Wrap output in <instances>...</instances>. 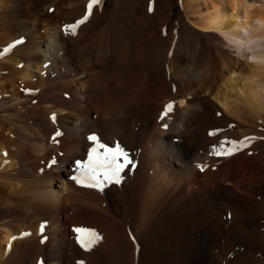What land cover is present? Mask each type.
Here are the masks:
<instances>
[{
    "label": "bare ground",
    "instance_id": "6f19581e",
    "mask_svg": "<svg viewBox=\"0 0 264 264\" xmlns=\"http://www.w3.org/2000/svg\"><path fill=\"white\" fill-rule=\"evenodd\" d=\"M88 2L0 0V52L25 40L0 65V264H264V0H181L165 36L166 0H100L66 32ZM97 145L132 161L103 190L75 163Z\"/></svg>",
    "mask_w": 264,
    "mask_h": 264
},
{
    "label": "snow or ice",
    "instance_id": "6c2138e0",
    "mask_svg": "<svg viewBox=\"0 0 264 264\" xmlns=\"http://www.w3.org/2000/svg\"><path fill=\"white\" fill-rule=\"evenodd\" d=\"M100 0H89L86 10L84 13V16L82 19L77 20L74 24L71 25H65V31L67 32L69 29L72 30L71 34H75V29L78 25L83 24L85 21L88 20L89 16L92 14V9L95 4H98ZM151 10V9H150ZM16 44H20L21 40L15 41ZM11 47V46H9ZM9 49L5 48L4 51L7 52ZM172 52H169V55H172ZM31 91V90H27ZM174 107V102H169L164 106V111L160 114V119L164 120L165 117L172 111ZM163 127L167 128L166 124L162 125ZM215 133L210 132L209 135H214ZM61 133L57 131L55 133V137H59ZM89 140L95 141L96 137L94 135L88 137ZM251 137H245L243 140L236 141L231 140L227 141V143L232 147L231 151H217L212 154L215 155H225L230 156L233 154L234 151H238L239 148L236 147L237 145H246V141H250ZM226 141L221 140L220 146L223 148ZM97 148H102L103 153L97 154ZM97 148H92L89 150L88 153V160L85 162L82 161H76V165L78 168L80 167H86L89 174L90 179L92 183H90L88 186L93 188H99L100 190H103L105 183H116L119 184L121 180V172L124 171L125 168H128L132 166V161L128 158L127 153H125L122 149L119 147L116 148H108L105 145H97ZM198 167H201L198 165ZM201 171H203V167H201ZM76 183H80V180L78 177H71ZM43 228V225L41 226ZM75 231L78 233L77 235V241L80 243V245L83 248L90 249L93 247L97 241L101 239V237L91 229H82L77 228ZM84 234V235H79ZM22 235H27V233H23ZM16 237L13 236L11 240H15ZM78 264H83V262H78Z\"/></svg>",
    "mask_w": 264,
    "mask_h": 264
},
{
    "label": "rangeland",
    "instance_id": "374dc122",
    "mask_svg": "<svg viewBox=\"0 0 264 264\" xmlns=\"http://www.w3.org/2000/svg\"><path fill=\"white\" fill-rule=\"evenodd\" d=\"M124 1L125 0H101V5H99L100 7L99 6L98 7L100 9H103L104 11L106 10L107 13H108L109 11H111L113 8L116 7V4L118 2L123 3ZM153 1H156V0H153ZM166 1L170 5V7L169 8H165L163 10V12H162L163 14H165L164 18L167 21V24H166V29L167 30L164 31V33H163L164 36H165V34H168L167 32L173 27V25L177 24V22H179V18H181V16H183L182 11H181V0H166ZM44 4L48 5L47 6L48 12L49 13H53L56 10L57 6H62L65 3H63V2L61 3V1H60L59 5L57 4V6H56V4L53 3V1H52V3H51V1H45ZM43 8L46 10L45 7H43ZM182 20H184L185 22H188L184 17L182 18ZM61 22L64 23V20H62ZM183 28H185L184 24L177 26V29L180 31L179 35L182 34ZM10 37H12V35ZM17 40H21V39L20 38H18V39L16 38L15 40H12L11 43L7 44V42H5V44L2 45V51L0 52V65L3 62V59H7L8 57H10L12 55V49H14L18 45H21L25 41L24 39H22L20 44H16L15 41H17ZM9 46H11V47H9ZM5 48H8L9 50L7 52H5L4 51ZM16 64L14 63V65H12V66H17L18 68H22V66H24L25 63L24 62H21V63L18 62V64L17 65ZM4 71L2 70V75H5L4 77H6L7 76L6 70H4ZM0 81L4 82V79L0 77ZM16 83L19 84V81H17ZM9 86L10 85L8 83L7 87H9ZM0 89H1V86H0ZM252 126L256 127L255 123H253ZM253 132H254V137H256V136H258V138H260V136L264 137V129L262 127L256 128V130L253 131ZM115 202L118 203L117 200H115ZM122 205L123 204H119V206L121 208H123ZM254 250L255 249L252 246H250V245L237 244L232 249V252L228 253L226 258L222 262L220 260V264H234L235 260L237 258H239L241 255H244V254H247V253H250V252L251 253L252 252L255 253ZM241 258L237 259V260L240 261L239 264H255V261H256V260L251 261L253 259L250 258V260H249V258L246 257V256L244 257V259L242 258V260H241Z\"/></svg>",
    "mask_w": 264,
    "mask_h": 264
}]
</instances>
